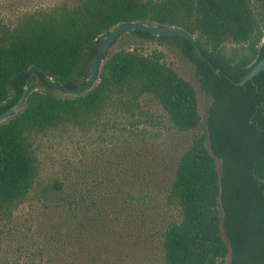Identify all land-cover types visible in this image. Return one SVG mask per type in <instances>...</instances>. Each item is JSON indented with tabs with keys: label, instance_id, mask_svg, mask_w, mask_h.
I'll return each mask as SVG.
<instances>
[{
	"label": "trees",
	"instance_id": "obj_1",
	"mask_svg": "<svg viewBox=\"0 0 264 264\" xmlns=\"http://www.w3.org/2000/svg\"><path fill=\"white\" fill-rule=\"evenodd\" d=\"M122 22L180 27L219 68L196 57L183 37L120 34L174 46L194 62L211 98L205 130L193 131L200 125L194 88L162 50L107 51L97 81L76 95L54 92L36 71L21 108L0 122V264H123L135 245L143 258L152 249L158 264H221L227 255L228 264H264V70L233 84L264 53V0H57L17 11L0 21V112L18 98L32 64L61 85L82 83L103 35ZM165 131H191L161 194L176 215L157 227L148 221L140 238L104 226L98 202L71 184L62 196L64 183L44 176L43 140L81 152L77 136L109 144L126 138L146 150ZM110 210L119 217L116 203Z\"/></svg>",
	"mask_w": 264,
	"mask_h": 264
},
{
	"label": "rangeland",
	"instance_id": "obj_2",
	"mask_svg": "<svg viewBox=\"0 0 264 264\" xmlns=\"http://www.w3.org/2000/svg\"><path fill=\"white\" fill-rule=\"evenodd\" d=\"M55 1L57 0H0V21L9 23L17 11L45 6ZM231 45V43L226 44L228 47ZM127 46H136L143 52L155 48L162 50L166 63L194 88L200 125L193 131H204L206 107L211 98L203 91L199 83L194 62L174 46L154 39L132 38L127 34L120 35L107 51L110 53ZM142 105L158 111L156 105L147 99L142 100ZM190 132L165 131L160 137L149 139L146 150H143L141 143H134L126 138H122L123 143H121L122 140H116L114 144H109V142H95L77 136L75 137L76 146L85 145L81 147V152L74 145L72 148V144L67 141L58 143L43 140L39 155L43 161L45 178L49 179L53 176L64 183L62 196L69 193L68 187L71 184L79 197L86 196L102 206L104 226L111 230L117 228L116 224L127 228L123 233L127 232L125 236L128 237L129 234L131 239H134L144 236L146 229L150 226L148 221H152L157 227L159 222H166L176 215L175 209L163 205L161 194L170 172L171 162L185 145ZM205 145L208 147L206 140ZM112 146L114 149L111 148ZM214 159L219 173V159L216 157ZM145 192L148 193V197L144 200L141 196H144ZM47 196L54 198L55 195L49 191ZM112 203L117 204L119 212L115 214L119 217L114 218L111 210L108 211ZM121 205L124 210L121 209ZM79 207L81 210L84 209L82 204ZM219 215L221 216L220 209ZM108 237L112 236L108 235ZM135 248L137 245L132 252L125 254L123 264H158L152 249H148L151 253L146 255L147 258H143L145 253L140 248H137V251ZM8 252H12V249L9 248ZM221 264H228V255Z\"/></svg>",
	"mask_w": 264,
	"mask_h": 264
},
{
	"label": "water",
	"instance_id": "obj_3",
	"mask_svg": "<svg viewBox=\"0 0 264 264\" xmlns=\"http://www.w3.org/2000/svg\"><path fill=\"white\" fill-rule=\"evenodd\" d=\"M133 30H140L145 31L150 34L154 35H161V36H180L188 40L191 44V50L193 54L204 61L212 70L218 71L219 68H214L213 65L210 63L208 58L201 52V49L196 44L193 39V36L187 33L180 27L177 26H167V25H155V24H145L139 22H122L112 26L102 37L98 46L95 49V52L89 62L88 65V74L85 80L82 83H79L73 87H67L61 85L56 80L52 79L41 66L37 64L30 65L27 69V76L24 80V86L18 96V98L6 109L0 112V122L11 116L14 112L19 110L25 100L27 86L32 79L34 73L39 71L43 74L46 81L52 87V90L58 94H72L76 95L83 91L89 90L93 84L97 81L98 71L104 56L114 42V40L123 32L125 31H133ZM263 44H264V36H263ZM264 70V53L257 60L249 69L247 73H245L239 80L233 81L235 85H242L245 81L251 79L253 76L257 75L259 71ZM264 180V179H262Z\"/></svg>",
	"mask_w": 264,
	"mask_h": 264
}]
</instances>
